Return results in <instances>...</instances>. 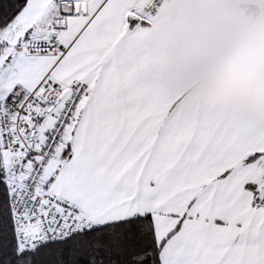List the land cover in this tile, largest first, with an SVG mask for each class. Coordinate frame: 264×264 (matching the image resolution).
Wrapping results in <instances>:
<instances>
[{
	"label": "snow or ice",
	"instance_id": "1",
	"mask_svg": "<svg viewBox=\"0 0 264 264\" xmlns=\"http://www.w3.org/2000/svg\"><path fill=\"white\" fill-rule=\"evenodd\" d=\"M156 0H0V264H264V131L191 117Z\"/></svg>",
	"mask_w": 264,
	"mask_h": 264
},
{
	"label": "clouds",
	"instance_id": "2",
	"mask_svg": "<svg viewBox=\"0 0 264 264\" xmlns=\"http://www.w3.org/2000/svg\"><path fill=\"white\" fill-rule=\"evenodd\" d=\"M160 91L193 118L264 131V0H156Z\"/></svg>",
	"mask_w": 264,
	"mask_h": 264
}]
</instances>
